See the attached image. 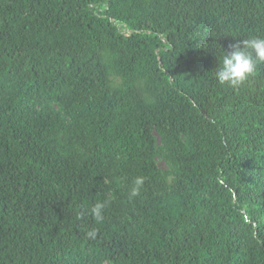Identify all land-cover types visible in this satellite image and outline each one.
Segmentation results:
<instances>
[{
    "label": "trees",
    "instance_id": "trees-1",
    "mask_svg": "<svg viewBox=\"0 0 264 264\" xmlns=\"http://www.w3.org/2000/svg\"><path fill=\"white\" fill-rule=\"evenodd\" d=\"M251 36L264 0H0V264H264V65L214 76Z\"/></svg>",
    "mask_w": 264,
    "mask_h": 264
},
{
    "label": "clouds",
    "instance_id": "clouds-1",
    "mask_svg": "<svg viewBox=\"0 0 264 264\" xmlns=\"http://www.w3.org/2000/svg\"><path fill=\"white\" fill-rule=\"evenodd\" d=\"M230 51H220L219 64L214 70L217 82L222 86L237 88L247 82L260 65H264V36H251L242 39L229 46ZM145 178L138 176L131 189L129 198L139 195ZM103 203H96L92 209V215L97 221L103 220ZM90 238H95L96 230L86 233Z\"/></svg>",
    "mask_w": 264,
    "mask_h": 264
},
{
    "label": "rangeland",
    "instance_id": "rangeland-1",
    "mask_svg": "<svg viewBox=\"0 0 264 264\" xmlns=\"http://www.w3.org/2000/svg\"><path fill=\"white\" fill-rule=\"evenodd\" d=\"M155 134V133H154ZM162 165H164L163 163H161Z\"/></svg>",
    "mask_w": 264,
    "mask_h": 264
}]
</instances>
